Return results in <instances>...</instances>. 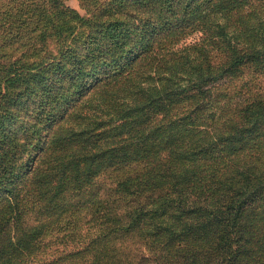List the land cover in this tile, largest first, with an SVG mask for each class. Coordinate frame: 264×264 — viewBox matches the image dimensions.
<instances>
[{
  "label": "trees",
  "instance_id": "16d2710c",
  "mask_svg": "<svg viewBox=\"0 0 264 264\" xmlns=\"http://www.w3.org/2000/svg\"><path fill=\"white\" fill-rule=\"evenodd\" d=\"M50 1L58 50L31 89L47 100L32 119L0 104V264H264V109L229 114L223 81L264 55L242 39L256 0H144L122 19L109 0L108 20ZM192 32L196 59L229 51L218 69L134 67Z\"/></svg>",
  "mask_w": 264,
  "mask_h": 264
},
{
  "label": "rangeland",
  "instance_id": "374dc122",
  "mask_svg": "<svg viewBox=\"0 0 264 264\" xmlns=\"http://www.w3.org/2000/svg\"><path fill=\"white\" fill-rule=\"evenodd\" d=\"M106 1L109 0H82V2L81 0H64V4L80 12V15L86 19H95L88 13V10L91 9L103 20L115 18L118 14L110 16L104 10L103 4ZM248 2L249 0H242L241 5H246ZM249 3L251 4L243 6L245 10L242 12L241 9L239 17L242 19L241 21L244 20L247 26L253 24L258 33L251 35L252 38L243 36L242 39L248 40V42L263 41L264 44V1L256 0ZM117 4H121L118 7L122 8L117 17L122 19L129 17V15H123L124 13L131 12L132 9L144 5V0H119ZM249 7L253 8L250 9ZM52 11L50 0H0V104L8 112L10 109L15 108L11 116L17 115L18 111L16 109H19L21 115L26 119H32L33 114L40 111L39 101L47 100L44 93L45 87L41 82H37L41 85L38 92L33 93L31 89L36 82L33 77V68L49 67L47 57L58 50L53 43L52 30L49 26L50 20L53 18ZM250 14L251 16H249ZM201 39V34L192 32L182 37L178 44L175 43V50L182 51L175 57L161 58L160 60L159 57L156 60L147 57L148 59L142 65H140L141 61L138 59L134 67H148L147 73L151 74L154 70L152 67H162L161 70H168L169 67H177L190 61L191 63L179 67L181 73L186 72L188 68L192 71L218 69L228 56L229 51L216 52L212 56H205L202 53L201 58L196 59V50L198 49L195 50L194 46ZM85 47L82 44V48ZM203 47L207 48L206 46ZM262 49H264V46ZM184 54L189 58L185 59ZM239 67L223 80L230 81L228 94L233 98L229 101L227 112L230 114L235 105L239 108L245 107L250 98L254 100L255 109H264V55ZM152 77L154 78L156 75ZM223 81H217L214 85H219ZM22 87L26 89V92L28 89V93L33 95L27 96ZM47 89L49 90L48 87ZM192 100L187 99L185 102L191 104ZM257 116L258 114H256ZM263 120L264 118L259 120L257 125L260 126ZM254 121L255 117H252L251 124ZM257 125L255 124L254 127H257ZM48 131L49 125H45L43 134L46 135ZM262 146H264V143Z\"/></svg>",
  "mask_w": 264,
  "mask_h": 264
}]
</instances>
